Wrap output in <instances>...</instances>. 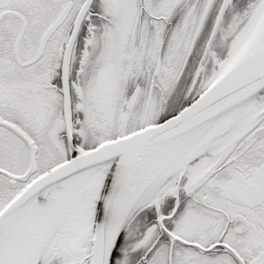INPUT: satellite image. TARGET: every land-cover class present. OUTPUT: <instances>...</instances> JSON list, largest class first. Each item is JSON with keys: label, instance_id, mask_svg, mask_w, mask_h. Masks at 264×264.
Returning a JSON list of instances; mask_svg holds the SVG:
<instances>
[{"label": "snow or ice", "instance_id": "1", "mask_svg": "<svg viewBox=\"0 0 264 264\" xmlns=\"http://www.w3.org/2000/svg\"><path fill=\"white\" fill-rule=\"evenodd\" d=\"M0 264H264V0H0Z\"/></svg>", "mask_w": 264, "mask_h": 264}]
</instances>
